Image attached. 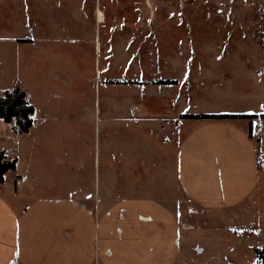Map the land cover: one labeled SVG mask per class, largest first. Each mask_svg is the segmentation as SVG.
Instances as JSON below:
<instances>
[{"label": "rangeland", "instance_id": "374dc122", "mask_svg": "<svg viewBox=\"0 0 264 264\" xmlns=\"http://www.w3.org/2000/svg\"><path fill=\"white\" fill-rule=\"evenodd\" d=\"M98 7L107 24L97 28ZM71 20L75 41L82 37L80 41L93 45L91 55L105 73L107 101H121L124 117L132 105H142L158 119L146 128L134 126L137 120L123 123V143L130 136H143V145L153 138L154 155L142 157L135 173L122 175L119 198L152 197L179 215L184 228L180 264H259L264 188L247 203L223 211L204 210L187 199L176 182L175 150L167 149L159 117L165 118L169 109L164 103L177 108L180 92L186 114L233 112L264 118V0H0V95L20 84L42 112L49 99L41 94L35 71H61L63 56H69L74 73L77 61H83L81 68L92 64L81 59L88 47L78 51L44 43L66 35ZM32 35L39 46L43 41L39 50L16 42H32ZM167 79L178 82L173 92L156 84ZM53 98L62 99L58 91ZM15 127L0 119V152L20 160L22 170L32 133L22 138ZM252 129L264 172V125L252 123ZM16 174L18 169L9 171L5 179L13 183ZM129 181L135 189L124 188Z\"/></svg>", "mask_w": 264, "mask_h": 264}, {"label": "crops", "instance_id": "0c3cea01", "mask_svg": "<svg viewBox=\"0 0 264 264\" xmlns=\"http://www.w3.org/2000/svg\"><path fill=\"white\" fill-rule=\"evenodd\" d=\"M98 11L101 7L94 10L97 28L107 24L106 18L98 19ZM73 24L66 23V35L44 43L78 51L88 47L81 59L92 64L84 71L83 61H77L74 73L69 56H63L61 71H35L40 92L49 100L38 112L27 97L34 114L32 128L21 134L32 133L26 166L21 170L17 160L15 181L0 183V264H180L184 228L179 215L155 198L116 194L123 188L122 175L135 173L142 157L154 155L152 137L146 145L143 136L123 143V123L137 120L134 126L146 128L158 119L142 105H132L124 117L121 101H107L105 73L91 55L93 45L82 37L75 41ZM32 37V42H16L39 50L43 41L39 46L37 36ZM174 81L162 86L173 92ZM56 88L61 100L53 98ZM179 93L177 108L164 103L169 109L159 118L167 149L175 150L181 192L204 210L247 203L264 188L251 120L185 119ZM124 188L136 186L129 181Z\"/></svg>", "mask_w": 264, "mask_h": 264}, {"label": "trees", "instance_id": "16d2710c", "mask_svg": "<svg viewBox=\"0 0 264 264\" xmlns=\"http://www.w3.org/2000/svg\"><path fill=\"white\" fill-rule=\"evenodd\" d=\"M175 81L161 80L156 84H172ZM132 84V83H130ZM34 107L27 99L25 91L16 85L12 90H6L0 95V119L6 123H15V130L20 134L30 131L33 126ZM258 115L247 114H186L185 119H254ZM252 124V123H251ZM16 160L0 152V183L5 182V175L9 171H15ZM259 264H264V250L258 251Z\"/></svg>", "mask_w": 264, "mask_h": 264}, {"label": "built area", "instance_id": "2783aa9c", "mask_svg": "<svg viewBox=\"0 0 264 264\" xmlns=\"http://www.w3.org/2000/svg\"><path fill=\"white\" fill-rule=\"evenodd\" d=\"M251 122L253 123V125L259 127L261 125H264V118L258 116L252 119Z\"/></svg>", "mask_w": 264, "mask_h": 264}, {"label": "bare ground", "instance_id": "6f19581e", "mask_svg": "<svg viewBox=\"0 0 264 264\" xmlns=\"http://www.w3.org/2000/svg\"><path fill=\"white\" fill-rule=\"evenodd\" d=\"M98 19L103 21L105 19L104 13L102 11H98Z\"/></svg>", "mask_w": 264, "mask_h": 264}]
</instances>
